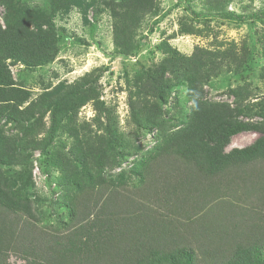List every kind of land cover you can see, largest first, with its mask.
Returning <instances> with one entry per match:
<instances>
[{
    "label": "rangeland",
    "instance_id": "rangeland-1",
    "mask_svg": "<svg viewBox=\"0 0 264 264\" xmlns=\"http://www.w3.org/2000/svg\"><path fill=\"white\" fill-rule=\"evenodd\" d=\"M0 26L52 36L46 63L5 59L4 87L28 112L0 117V141L15 154L3 171L40 226L66 220L71 174L135 176L193 107L224 104L264 127V0H0ZM259 136L238 133L225 150ZM10 261L25 263L16 254Z\"/></svg>",
    "mask_w": 264,
    "mask_h": 264
},
{
    "label": "trees",
    "instance_id": "trees-1",
    "mask_svg": "<svg viewBox=\"0 0 264 264\" xmlns=\"http://www.w3.org/2000/svg\"><path fill=\"white\" fill-rule=\"evenodd\" d=\"M236 16L245 18L225 15ZM50 40L0 26V117L21 121L28 112L4 87L5 59L46 63ZM240 113L224 104L193 107L189 122L157 145L135 176L71 174L74 191L62 197L67 218L56 228L38 224L29 198L5 175L15 154L2 139L0 264H12L14 254L24 264H264V127L235 119ZM249 130L260 133L252 144L225 150Z\"/></svg>",
    "mask_w": 264,
    "mask_h": 264
}]
</instances>
